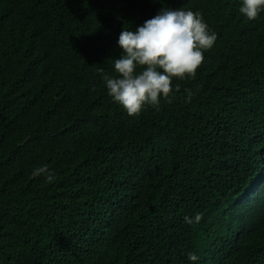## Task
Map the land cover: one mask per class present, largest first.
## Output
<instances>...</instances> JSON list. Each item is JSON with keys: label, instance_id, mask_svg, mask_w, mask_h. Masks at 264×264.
I'll list each match as a JSON object with an SVG mask.
<instances>
[{"label": "trees", "instance_id": "obj_1", "mask_svg": "<svg viewBox=\"0 0 264 264\" xmlns=\"http://www.w3.org/2000/svg\"><path fill=\"white\" fill-rule=\"evenodd\" d=\"M163 6L217 39L129 115L104 76L161 3L0 0V264H264V12Z\"/></svg>", "mask_w": 264, "mask_h": 264}, {"label": "clouds", "instance_id": "obj_2", "mask_svg": "<svg viewBox=\"0 0 264 264\" xmlns=\"http://www.w3.org/2000/svg\"><path fill=\"white\" fill-rule=\"evenodd\" d=\"M153 2L162 7L152 18L134 30H121L116 41L121 51L113 62L117 75L104 76L108 95L129 115H138L145 106L157 107L162 98H168L176 90L174 78L194 77L204 51L217 39L199 11L172 9L163 6V0ZM239 5L240 14L249 21L264 12V0H239ZM258 190L249 187L247 196ZM188 259L195 264L198 256L189 253Z\"/></svg>", "mask_w": 264, "mask_h": 264}]
</instances>
